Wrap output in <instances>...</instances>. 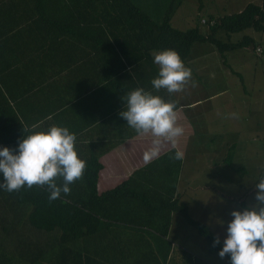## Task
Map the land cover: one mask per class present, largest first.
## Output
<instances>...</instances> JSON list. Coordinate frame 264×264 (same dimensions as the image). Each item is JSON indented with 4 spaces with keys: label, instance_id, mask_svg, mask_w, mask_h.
<instances>
[{
    "label": "trees",
    "instance_id": "trees-1",
    "mask_svg": "<svg viewBox=\"0 0 264 264\" xmlns=\"http://www.w3.org/2000/svg\"><path fill=\"white\" fill-rule=\"evenodd\" d=\"M171 13L170 8L157 23L132 0H0V56L22 51L30 55V49L25 48L30 36L58 38L64 33L83 32L97 47L100 42L96 36H102L101 65L104 80L109 83L115 80V74L125 70L126 64L154 70L152 51L172 49L185 61L194 43L213 44L225 64V54L251 46L255 53L252 63L260 59L264 68V47L258 45L263 44L261 38L258 41L243 35L232 42L216 37L218 32L229 36L246 29L264 33V0L249 3L239 12L210 15L206 22H199L208 24L207 33L198 25L186 30L173 27ZM34 43V51L41 55L42 45ZM115 61L120 64L117 73L113 70ZM234 73L244 88L241 73ZM0 109V149H18L16 132L22 125L14 120L9 105ZM234 149L232 143L217 164L231 166ZM175 153L174 148L168 150L101 193L97 190L101 164L96 156L86 160L84 177L70 185V195L61 193L53 201L46 186H25L14 192L0 186V264H204L190 257L186 248L171 247L168 234L172 213L179 214L204 238L209 253L219 255L223 243L214 246V233L190 215L178 196L171 200L183 166V159H174ZM237 171L244 174L246 170ZM139 177L144 178V184L135 182L132 186L131 180ZM57 183L62 184V180ZM209 184L199 183L198 188L210 190ZM148 193L152 195L150 199L146 197ZM136 199H143V204L136 203L134 207L129 203ZM239 204L248 208L243 201ZM118 222L131 230L114 226ZM179 253L182 255L177 259Z\"/></svg>",
    "mask_w": 264,
    "mask_h": 264
},
{
    "label": "crops",
    "instance_id": "crops-1",
    "mask_svg": "<svg viewBox=\"0 0 264 264\" xmlns=\"http://www.w3.org/2000/svg\"><path fill=\"white\" fill-rule=\"evenodd\" d=\"M209 1L211 5L212 2L220 0ZM237 1L241 3V10L249 3L261 2V0ZM225 6L229 8V5ZM210 15H219V13L210 12L208 18ZM204 19L201 18L200 22ZM60 35L62 36L58 38L30 36V44L25 47L30 49V55L22 51L14 52L8 57L7 54L4 57L0 56V72L3 73L0 77V107L9 105L14 112V120L22 125V128L16 132L19 137H17L18 143L23 137L36 131H46L53 125L66 127L77 137L75 147L79 158L86 161L96 156L101 164L97 176L98 193L114 188L130 178L134 171L147 165L143 161V154L151 147L152 137L138 136L119 115L125 109L122 98L132 90L144 88L154 95L161 96L166 102H174L178 112V124L184 128V134L179 137L177 146L167 144L160 155L172 148L181 151L183 146L186 148L185 154L187 153L195 133L192 125L183 123L182 114L191 110V106L200 100H184L183 92L169 95L165 90L159 92L154 90L151 81L158 76L159 71L158 65L154 63V53L159 51L151 52L154 70L144 65L126 64L125 70L117 73L120 64L115 61L116 67L113 70L117 74L113 77L115 80L109 83L104 80L103 64L101 65L102 36H96L100 42L97 47V43H91L92 38L88 39L83 32ZM37 41L43 47L41 55L34 51V42ZM189 56L183 61L188 68H190L187 66L188 63L195 62L194 59H189ZM220 60L224 68L226 64L223 63L222 58ZM192 66H196L199 71L207 69L205 62H201L200 66L193 63ZM228 68L231 73L235 72L231 67ZM2 120L3 117L0 121ZM34 125L37 127L34 128ZM178 178L176 194L172 195L171 200L178 196L179 201L187 206L195 220L205 224L217 238L225 240L227 225L233 219L231 213L244 210L238 208L242 200L218 194L213 189L198 188L196 175L187 172L184 166ZM131 181L132 186L137 182L138 184L145 182L143 177ZM147 195L149 199L152 196L149 193ZM131 201L129 203L134 207L136 203L143 204V199ZM114 226L126 228L128 231L132 228L119 222L114 223ZM169 232L176 238L175 241L172 235H169L172 241L171 247L177 246L182 249L185 245H190V239L196 233L177 213H172ZM219 240L223 243L221 239ZM203 245L205 244H200L198 248L201 249ZM181 255L179 253L176 258L179 259ZM209 259L215 260V254L210 253ZM220 260L221 264H231V260L227 258ZM202 262L210 264L207 260Z\"/></svg>",
    "mask_w": 264,
    "mask_h": 264
},
{
    "label": "rangeland",
    "instance_id": "rangeland-1",
    "mask_svg": "<svg viewBox=\"0 0 264 264\" xmlns=\"http://www.w3.org/2000/svg\"><path fill=\"white\" fill-rule=\"evenodd\" d=\"M132 1L157 23L162 21L166 11L171 8L170 22L173 27L186 30L198 25L203 33L209 31L208 24L199 22L201 18L207 19L210 12L225 15L241 11V3L237 0H220L211 5L209 0ZM225 5H229V8ZM243 35H250L258 41L261 38L263 44L258 45L263 49L264 33L252 29L229 36L223 32L216 33V37L222 41L232 42ZM254 55V48L251 46L229 52L225 54L226 65L223 68L220 55L213 44L194 43L189 59H194V65L207 63V69L199 71L196 66H192L193 63L187 64L192 70V81L196 86L193 87L191 82L186 86L183 91L184 100L200 101L182 114L183 123L192 125L195 133L187 153L185 154V146L181 149L184 153L183 166L187 172L196 175V181L200 184L211 182L209 187L218 194L241 199L248 208L257 203L255 185L264 172V68L260 66V59L252 63ZM228 67L241 73L246 84L244 89L241 88L239 78L228 71ZM232 143L235 144V151L231 166L218 165V160L224 158ZM197 165L200 169H196ZM238 168H245L246 171L240 174ZM238 208L245 209L240 204ZM170 234L169 232L168 235ZM196 234L190 239V245L184 246L189 256L207 260L210 264H221L219 255L215 254V260L209 259L206 241ZM172 238L176 241L175 236L172 235ZM200 244L205 245L200 249Z\"/></svg>",
    "mask_w": 264,
    "mask_h": 264
},
{
    "label": "clouds",
    "instance_id": "clouds-1",
    "mask_svg": "<svg viewBox=\"0 0 264 264\" xmlns=\"http://www.w3.org/2000/svg\"><path fill=\"white\" fill-rule=\"evenodd\" d=\"M204 22L206 20L204 19ZM158 76L151 81L156 92L165 90L169 95L183 92L192 81V70L185 66L175 50L154 53ZM125 109L119 113L138 136H151V147L143 154L145 164L159 158L167 144L176 147L184 128L178 124V112L174 102H166L144 88L128 92L123 98ZM37 127L36 125L33 126ZM76 135L68 128L51 126L46 131H36L23 137L18 149H0V174L2 186L8 192L19 191L25 186L45 187L50 201L61 193L70 195V185L82 180L86 161L76 151ZM184 153L177 150L176 160ZM62 180V184L57 183ZM256 205L243 211H233L227 225V238L219 252L221 258L230 257L231 264H264V176L255 185ZM220 244L219 238L214 246Z\"/></svg>",
    "mask_w": 264,
    "mask_h": 264
},
{
    "label": "built area",
    "instance_id": "built-area-1",
    "mask_svg": "<svg viewBox=\"0 0 264 264\" xmlns=\"http://www.w3.org/2000/svg\"><path fill=\"white\" fill-rule=\"evenodd\" d=\"M202 22H204V20H202ZM257 51H259V49H257Z\"/></svg>",
    "mask_w": 264,
    "mask_h": 264
}]
</instances>
